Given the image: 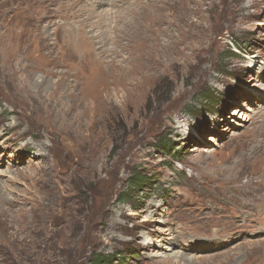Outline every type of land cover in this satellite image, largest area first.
Wrapping results in <instances>:
<instances>
[{
  "label": "rangeland",
  "instance_id": "rangeland-1",
  "mask_svg": "<svg viewBox=\"0 0 264 264\" xmlns=\"http://www.w3.org/2000/svg\"><path fill=\"white\" fill-rule=\"evenodd\" d=\"M258 204L264 0H0V264H264Z\"/></svg>",
  "mask_w": 264,
  "mask_h": 264
},
{
  "label": "bare ground",
  "instance_id": "bare-ground-1",
  "mask_svg": "<svg viewBox=\"0 0 264 264\" xmlns=\"http://www.w3.org/2000/svg\"><path fill=\"white\" fill-rule=\"evenodd\" d=\"M96 4V3H95ZM97 5H99V4H97ZM104 5L105 4H102V6L104 7ZM118 8H119V6L118 7H114V8H112V9H109V10H106V9H104V10H102L101 9V12H100V17L102 18L101 19V21L103 22V23H105L106 22V25H105V27L106 28H109V29H112L113 27H112V24L110 23V21H111V19H113V18H115V12L118 10ZM108 9V8H107ZM120 10V9H119ZM108 11V12H107ZM117 14V13H116ZM106 16H108V18H106ZM100 20H98L97 22H98V24H99V28H100V26L101 25H103L102 24V22H101ZM91 26H92V28L94 27V29L95 30H97L98 29V27H96L95 25H92L91 24ZM101 28L102 29H104L102 26H101ZM89 31V30H88ZM108 31V30H107ZM103 35H104V37H103V40H107V39H109V37L106 35V34H104L103 33ZM96 38V37H95ZM94 39V38H93ZM102 40V41H103ZM95 42V41H94ZM99 42V41H98ZM112 53V52H111ZM111 56V55H110ZM261 56V55H260ZM257 63H258V61H257ZM257 67L258 66H256V69H257ZM156 205V204H155ZM155 205H153V206H155ZM240 206H241V208L243 209L242 211H240L239 212V214H238V216H237V218H238V220H234V221H228V222H226L225 223V225L227 226V227H229V228H233V226L237 223V222H245V221H249V219H250V216H251V213H253L254 212V209H253V207H245L246 205H242V204H240ZM259 208H258V210H259V212H258V214H261V216L264 218V205L263 204H258L257 205ZM159 208V207H158ZM245 226V225H244ZM237 227V226H236ZM240 227V226H239ZM251 229V228H250ZM256 236H264V229H258V228H253V230L252 231H250V232H246V233H244L243 234V238H248V237H256ZM206 240V239H205ZM248 240V239H247ZM225 241V240H224ZM230 241H231V239H230ZM234 241H235V239H234ZM173 242H174V240H173ZM218 242V241H217ZM145 245L147 246V245H149L150 243H149V241H148V239L146 238L145 239ZM181 243V242H180ZM213 243V241H210L209 243H205V242H202V244H204V245H206V247H205V249H203V252H205V251H207L208 252V250L209 251H211V250H213L212 249V247H214L215 246V243L214 244H212ZM260 244H262L263 246H264V241H262V242H260ZM165 245H167V246H170V247H172L173 248V244L172 243H165ZM223 245V244H222ZM250 245V244H249ZM177 246V245H176ZM175 246V248H177ZM179 246V245H178ZM180 247V246H179ZM170 249L169 251H172L173 249ZM184 248V247H183ZM165 249V248H164ZM168 250V249H167ZM178 250V249H177ZM182 250V249H181ZM180 249L178 250V251H180V252H182ZM190 250V249H189ZM186 252L187 251H185L184 250V252H182L183 254H185L186 255ZM194 252V251H193ZM179 253V252H178ZM174 254V255H170V256H168L167 258H170V260H168L167 261V263L169 264L172 260L173 261H176V262H182V263H184V264H190V259H188V258H186V257H184L183 256V254ZM227 255V253H225V252H222V253H218L217 255H214V257H217V256H226ZM212 258H208V260H211ZM240 264V263H239Z\"/></svg>",
  "mask_w": 264,
  "mask_h": 264
},
{
  "label": "trees",
  "instance_id": "trees-1",
  "mask_svg": "<svg viewBox=\"0 0 264 264\" xmlns=\"http://www.w3.org/2000/svg\"><path fill=\"white\" fill-rule=\"evenodd\" d=\"M170 143V142H169ZM169 143L167 144H162V147L159 146V150L164 153L165 155H171V153H169L170 151H173V148L170 149V146ZM141 179H138V182H134V185H140L141 186ZM138 183V184H137ZM92 264H98L100 263V260L98 262L95 261V258L93 259V261L91 262Z\"/></svg>",
  "mask_w": 264,
  "mask_h": 264
}]
</instances>
